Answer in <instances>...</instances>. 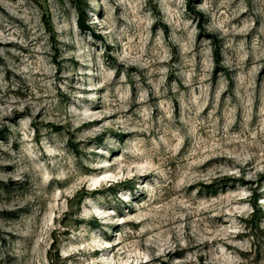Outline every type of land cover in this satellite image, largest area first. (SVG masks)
Here are the masks:
<instances>
[{
    "label": "rangeland",
    "instance_id": "rangeland-1",
    "mask_svg": "<svg viewBox=\"0 0 264 264\" xmlns=\"http://www.w3.org/2000/svg\"><path fill=\"white\" fill-rule=\"evenodd\" d=\"M0 264H264V0H0Z\"/></svg>",
    "mask_w": 264,
    "mask_h": 264
}]
</instances>
